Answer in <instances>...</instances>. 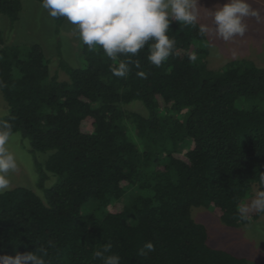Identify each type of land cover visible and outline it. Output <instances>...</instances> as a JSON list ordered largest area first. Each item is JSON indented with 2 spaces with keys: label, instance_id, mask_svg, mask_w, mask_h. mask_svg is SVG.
Segmentation results:
<instances>
[{
  "label": "trees",
  "instance_id": "trees-1",
  "mask_svg": "<svg viewBox=\"0 0 264 264\" xmlns=\"http://www.w3.org/2000/svg\"><path fill=\"white\" fill-rule=\"evenodd\" d=\"M21 8V0H0L10 28ZM64 20L54 18V32L66 79L49 75L40 43H8L0 30L8 107L0 127L7 121L33 150L50 151L44 169L55 177L46 187L39 166L43 198L24 186L0 193V254L32 252L44 264H104L112 254L121 264H250L210 246L191 207L212 205L231 227L264 214L252 207L264 192V66L235 59L211 69L190 61L207 53L200 47L206 36L199 23L175 20L168 30L175 48L159 68L147 59L151 40L114 58L81 43L83 65L72 66L58 38ZM121 62L126 77L112 73ZM238 100L251 105L238 107ZM133 101L145 114L123 107ZM146 241L155 250L142 255Z\"/></svg>",
  "mask_w": 264,
  "mask_h": 264
},
{
  "label": "clouds",
  "instance_id": "clouds-1",
  "mask_svg": "<svg viewBox=\"0 0 264 264\" xmlns=\"http://www.w3.org/2000/svg\"><path fill=\"white\" fill-rule=\"evenodd\" d=\"M41 7L52 18H66L76 27L84 45L90 50L99 46L110 58L117 54L135 55L146 43L153 41L147 59L157 68L167 61L175 48V40L168 35L170 23L175 20L197 27L200 16L199 0H41ZM207 10L215 35L226 43L245 36L248 31L246 18L264 22V13L253 7L252 0H226ZM197 30L201 36L209 34V26L204 23H199ZM232 55H237L235 50ZM188 59L195 62L197 56L193 53ZM111 70L116 77H126L128 73L127 64L123 62ZM138 75L146 76L143 72ZM11 135L10 125L5 121L0 127V193L9 190V173L17 168L16 158L7 147ZM252 207L264 212V192L252 202ZM110 249V243L105 245V252ZM154 250V243L146 241L141 254L147 255ZM95 256L100 257L102 253L97 251ZM0 264H44V260L32 252L15 251L14 254H0ZM104 264H121V258L109 255Z\"/></svg>",
  "mask_w": 264,
  "mask_h": 264
},
{
  "label": "rangeland",
  "instance_id": "rangeland-1",
  "mask_svg": "<svg viewBox=\"0 0 264 264\" xmlns=\"http://www.w3.org/2000/svg\"><path fill=\"white\" fill-rule=\"evenodd\" d=\"M22 8L19 19L13 27H9L8 19L0 13V30L8 43H40L48 61L49 75H56L59 79L67 76L58 66L56 56V35L54 18L48 15L47 10L41 7L36 0H21ZM226 2V0H199V23L209 26V34L200 47L206 49V54L197 56V61L204 63L207 68H222L228 61L246 59L258 66H264V22L257 23L254 18H246L248 31L244 37H237L234 42H225L215 35L212 18L207 9H214ZM253 7L264 13V0H252ZM60 49L66 61L72 66L83 65L80 56V44L78 30L65 18L59 29ZM196 43V42H195ZM233 50L237 55L233 56ZM251 101V100H250ZM238 107H247L250 102H236ZM124 108L145 114V109L139 101H133L124 105ZM8 107L0 91V116L7 113ZM8 149L14 154L17 168L9 173L10 188L24 186L35 191L43 198L42 190L37 186L39 166L44 169V162L50 151L40 152L32 149L30 141L14 132L11 135ZM191 148L189 139L185 141L184 151ZM48 175L45 186L53 184L55 177ZM92 208L91 201L85 203L82 212L86 215ZM213 206H192L191 217L204 225L207 232V243L216 248L226 250L234 255L245 257L250 264H264V214L258 219H249L248 223L231 227L226 225L213 212Z\"/></svg>",
  "mask_w": 264,
  "mask_h": 264
}]
</instances>
